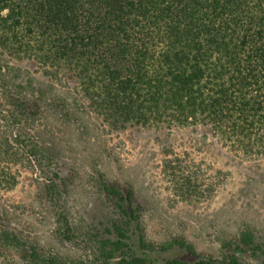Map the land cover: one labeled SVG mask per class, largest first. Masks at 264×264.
<instances>
[{
	"label": "trees",
	"instance_id": "16d2710c",
	"mask_svg": "<svg viewBox=\"0 0 264 264\" xmlns=\"http://www.w3.org/2000/svg\"><path fill=\"white\" fill-rule=\"evenodd\" d=\"M28 63L48 82L74 84L111 132L154 128L164 139L186 130L264 157V0H0V192L17 186L19 167L34 168L57 239L82 252L48 250L0 217V254L21 264H264V236L251 226L222 240L218 255L186 238L151 241L132 188L103 174L98 199L117 219L77 222L76 174H65L47 129L79 119L55 85L21 79ZM165 170L185 200L215 193L178 157ZM174 250L193 262L158 258Z\"/></svg>",
	"mask_w": 264,
	"mask_h": 264
},
{
	"label": "rangeland",
	"instance_id": "374dc122",
	"mask_svg": "<svg viewBox=\"0 0 264 264\" xmlns=\"http://www.w3.org/2000/svg\"><path fill=\"white\" fill-rule=\"evenodd\" d=\"M22 75L25 82L55 85L79 119L74 127L59 123L47 129V139L67 163L65 174H76L70 208L77 222H104L107 213L117 219L114 206L110 209V203L98 199V180L103 174L110 183L132 188L141 209L142 228L157 244L186 238L199 253L208 256L218 255L221 241L232 239L244 226L264 236V157L245 156L186 130H175L164 139L154 128L133 126L111 132L74 84L48 82L36 63L26 64ZM53 123L57 122L51 120L50 125ZM176 157L201 184L209 190L214 187L215 193L210 190L203 198L185 200L165 170L166 161ZM17 171V186L0 192V217L46 249L79 257L82 252L77 247L63 245L56 237V220L45 201V185L39 173L26 167ZM133 238L137 246V237ZM158 258L194 260L178 250ZM2 263L21 264L12 252L0 254Z\"/></svg>",
	"mask_w": 264,
	"mask_h": 264
}]
</instances>
